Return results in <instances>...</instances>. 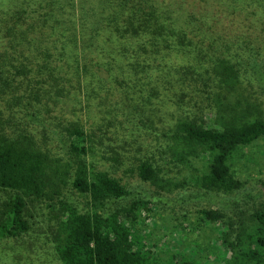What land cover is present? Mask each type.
I'll list each match as a JSON object with an SVG mask.
<instances>
[{
    "label": "trees",
    "instance_id": "1",
    "mask_svg": "<svg viewBox=\"0 0 264 264\" xmlns=\"http://www.w3.org/2000/svg\"><path fill=\"white\" fill-rule=\"evenodd\" d=\"M190 1L193 8L196 1L202 7L199 0ZM13 8L1 11L10 16L0 23L6 36L0 37V189L8 192L0 201V239L27 231V204L45 200L58 211L54 251L62 264H161L136 229L146 201L108 210L128 190L118 177L88 161L102 142L92 125L83 128L71 120L61 126L69 150L64 159L44 147L45 128H32L31 122L50 119L46 114L53 103L79 105L81 85L83 93L93 83L131 87L139 83L144 66L159 64L168 71L169 53L192 55L193 64L185 65L189 74H183L206 75L213 82L218 115L210 123L189 113L171 116L166 131L179 161L202 164L164 176L158 160L140 159L137 174L162 189L194 182L204 189L230 190L239 186L229 166L232 153L264 140V116L243 99L237 69L223 57L203 66L196 37L204 35L196 25L183 18L178 24L173 14L145 0H47L31 10ZM64 187L85 195L87 209L79 211L64 198ZM197 214L200 226H218L219 246L228 249L221 264H264V204L237 225L218 209L202 208ZM180 256L173 254L166 264H196Z\"/></svg>",
    "mask_w": 264,
    "mask_h": 264
},
{
    "label": "rangeland",
    "instance_id": "2",
    "mask_svg": "<svg viewBox=\"0 0 264 264\" xmlns=\"http://www.w3.org/2000/svg\"><path fill=\"white\" fill-rule=\"evenodd\" d=\"M46 1L0 0V23L10 16L1 12L3 9L31 10ZM145 1L173 14L178 24L181 18L195 24L196 32L204 35L196 37L197 45L203 49L198 47V62L209 66L212 60L223 57L234 64L243 99L255 103L264 116V0H199L202 6L199 8L197 1L193 8L190 0ZM1 36H5L3 31ZM192 58L169 53L168 71L159 64L157 68L146 65L141 68L143 75L139 81L134 76L139 83L131 87L93 83L87 87L88 93H83L81 85L79 105L71 106V101L67 108L65 100L53 103L46 114L50 119L45 121L42 117V121L30 125L37 130L45 128L44 147L64 159L69 157V150L61 126L71 120L83 128L92 125L95 139L102 142L94 149L95 154L88 156V161L118 177L128 190L125 197L112 200L108 210L133 200L146 201L145 208L139 211L136 229L143 245L154 252L161 264H166L173 254L181 255L183 261L194 258L196 264H221L220 256H226L228 249L219 246L218 226L212 223L200 226L196 222L197 212L202 208L218 209L237 225L264 204L262 139L232 153L229 166L239 186L230 190L204 189L194 182L162 189L137 174L140 159L158 160L164 176H178L202 164L198 159L179 161L166 131L171 116L189 113L210 123L218 115L213 102L216 91L213 82L206 75L192 79L183 74H189L185 65L193 64ZM63 193L76 209H87L85 195L70 187H64ZM6 195L8 192L0 189V201ZM53 206L45 200L27 204L25 217L29 228L17 236L0 239V264H62L54 251L58 241L55 235L58 211Z\"/></svg>",
    "mask_w": 264,
    "mask_h": 264
}]
</instances>
